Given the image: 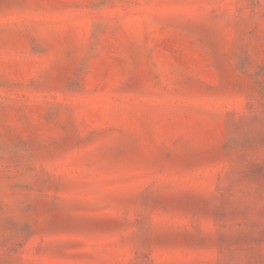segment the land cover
Masks as SVG:
<instances>
[{"label": "rangeland", "instance_id": "1", "mask_svg": "<svg viewBox=\"0 0 264 264\" xmlns=\"http://www.w3.org/2000/svg\"><path fill=\"white\" fill-rule=\"evenodd\" d=\"M0 264H264V0H0Z\"/></svg>", "mask_w": 264, "mask_h": 264}]
</instances>
